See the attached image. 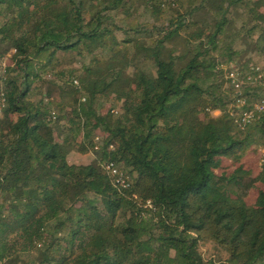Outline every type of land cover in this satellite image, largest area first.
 I'll list each match as a JSON object with an SVG mask.
<instances>
[{
  "label": "trees",
  "instance_id": "obj_1",
  "mask_svg": "<svg viewBox=\"0 0 264 264\" xmlns=\"http://www.w3.org/2000/svg\"><path fill=\"white\" fill-rule=\"evenodd\" d=\"M248 39L264 56V0H0V264H264V166L253 205L224 166L264 145L220 68L260 66Z\"/></svg>",
  "mask_w": 264,
  "mask_h": 264
},
{
  "label": "rangeland",
  "instance_id": "obj_2",
  "mask_svg": "<svg viewBox=\"0 0 264 264\" xmlns=\"http://www.w3.org/2000/svg\"><path fill=\"white\" fill-rule=\"evenodd\" d=\"M162 22V21H161ZM255 39V38H254ZM234 50L240 51V57H238V62L240 64H246L248 62L260 64V67L264 65V56L258 52L257 48L254 47L252 40L248 39V41H237L234 44ZM134 51V48L131 49V52ZM13 52L7 54L4 59L7 65L11 63V55ZM90 57H87V62ZM255 90V89H254ZM258 95L257 98L262 97V91L256 92ZM253 97V96H252ZM256 98V97H255ZM256 98V99H257ZM256 99H253V105L257 103ZM111 107V104L108 103L106 106V111H108ZM238 108V107H237ZM219 112H214V115H218ZM57 132H54V137L57 138ZM264 145H254L247 150L243 159L240 162H235L231 158L224 159L225 172L227 176L231 175L234 171L242 168L244 174L239 179L238 189L240 193L244 196L245 201L248 205H253L257 196V192L262 188V185L259 183H255L254 179L262 170L264 166ZM94 156L92 154L88 156L76 155L75 158H71L72 162L75 163H83L89 164L92 162ZM220 175L222 172L219 173ZM200 250L205 259H215V260H225L226 254L221 249H218L215 245L210 243H203L200 246Z\"/></svg>",
  "mask_w": 264,
  "mask_h": 264
},
{
  "label": "built area",
  "instance_id": "obj_3",
  "mask_svg": "<svg viewBox=\"0 0 264 264\" xmlns=\"http://www.w3.org/2000/svg\"><path fill=\"white\" fill-rule=\"evenodd\" d=\"M6 67L7 64L4 60L0 63V77L5 75ZM220 68L226 72L227 80H229L233 87L237 90L236 103L237 107L240 109V112L235 117V122L241 130H245V128L249 124L254 122L256 113H264V99L254 104L253 109H242L247 102L246 97L243 95V88L249 87L251 83H255L258 81L259 83H261L264 79V71L262 67L255 66V64H250L245 71H240L239 69H237L235 63L222 65ZM74 83L76 85L79 84L77 80H75ZM1 85L2 82L0 79V86ZM5 103L6 98L4 93L2 92L0 94V110L5 106ZM103 169L113 178L114 183L117 186H120L122 188H127L130 186V178L118 167V165L114 161H106L103 164Z\"/></svg>",
  "mask_w": 264,
  "mask_h": 264
}]
</instances>
